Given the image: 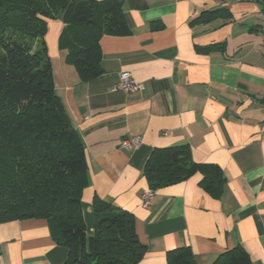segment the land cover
Wrapping results in <instances>:
<instances>
[{
    "label": "crops",
    "instance_id": "1",
    "mask_svg": "<svg viewBox=\"0 0 264 264\" xmlns=\"http://www.w3.org/2000/svg\"><path fill=\"white\" fill-rule=\"evenodd\" d=\"M129 34L100 39L104 73L84 82L60 46L61 18L45 36L55 92L84 141L88 186L82 211L95 231L99 195L133 213L147 252L138 264H168L169 250L190 247L198 264H215L241 245L264 264V12L257 0H121ZM226 7L231 19L193 25L203 11ZM211 46L209 50L202 47ZM128 71L142 93L113 91ZM140 136L139 147L121 148ZM189 144L195 162L218 164L222 198L201 186V174L150 189L145 164L156 147ZM46 219L0 223V264H62Z\"/></svg>",
    "mask_w": 264,
    "mask_h": 264
},
{
    "label": "trees",
    "instance_id": "2",
    "mask_svg": "<svg viewBox=\"0 0 264 264\" xmlns=\"http://www.w3.org/2000/svg\"><path fill=\"white\" fill-rule=\"evenodd\" d=\"M264 12V0H257ZM61 18L60 46L82 81L104 73L100 39L129 34L121 0H0V223L46 219L53 240L68 250L62 264H138L147 252L133 213L93 198L95 231L88 234L82 193L88 186L84 141L55 92L45 36L48 19ZM231 19L226 7L203 11L191 23ZM211 46L202 47L209 50ZM201 174L212 197L226 176L216 163L192 159L189 144L156 147L144 175L159 190ZM168 264H198L190 247L167 253ZM215 264H252L238 245Z\"/></svg>",
    "mask_w": 264,
    "mask_h": 264
},
{
    "label": "built area",
    "instance_id": "3",
    "mask_svg": "<svg viewBox=\"0 0 264 264\" xmlns=\"http://www.w3.org/2000/svg\"><path fill=\"white\" fill-rule=\"evenodd\" d=\"M146 89L144 83L136 81L132 74L128 71L121 73L119 82L113 87V91L122 90L127 93H142ZM142 142V138L140 136H133L129 138H125L121 141V148L132 152L136 150ZM155 190L148 189L144 192L142 201L144 207H149L153 203V199L155 197Z\"/></svg>",
    "mask_w": 264,
    "mask_h": 264
}]
</instances>
